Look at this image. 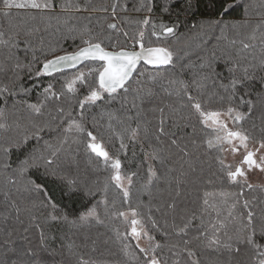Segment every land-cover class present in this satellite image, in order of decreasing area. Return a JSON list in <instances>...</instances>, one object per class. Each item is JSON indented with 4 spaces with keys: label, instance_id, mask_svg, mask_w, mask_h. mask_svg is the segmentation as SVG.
<instances>
[{
    "label": "trees",
    "instance_id": "16d2710c",
    "mask_svg": "<svg viewBox=\"0 0 264 264\" xmlns=\"http://www.w3.org/2000/svg\"><path fill=\"white\" fill-rule=\"evenodd\" d=\"M53 2L56 9L52 13L34 9H12L7 16L0 13V40L9 41L0 43V89H9V94L0 97V109H3L0 123L6 125L0 128V261L6 259L5 252L7 258L16 259L18 252L32 249L36 253V264H148L151 255L160 259L161 264H175L176 261L189 264L182 250L184 241L191 240L201 264H223L227 253L218 255L193 238L200 228L209 229L211 234L210 224L219 228L220 222L227 225L223 231L234 234L239 223L228 216L231 205L240 201L234 213L238 215L243 212V200H248L259 213L264 209V188L254 185L249 188V183L243 180L234 183L226 179L228 165L224 161L223 146L209 148L207 144L214 137V130L203 125L190 108L181 107V100L175 95L180 86H169L168 81L187 82L189 91L197 95L206 108L224 111L229 106L227 97L230 95L225 86L233 75L243 77L247 70L251 78L238 92L243 95L247 91L254 107L249 113L248 107L240 105L238 98L232 106L246 113L238 126L249 134L253 143L260 145L264 141V99L260 98L264 97V84L261 83L264 78V0ZM226 4L234 6L225 12ZM62 5L66 10L61 11ZM146 5L152 10L148 11ZM145 19L149 20L147 25L143 24ZM216 21L220 23H211ZM113 23L117 28H108ZM160 25L174 26L175 34L165 35ZM141 31L146 48L164 47L173 53L171 65L155 68L142 63L130 82L132 87H137L135 81H141L145 89L152 88L156 92L157 104L162 101L178 109L171 116L166 109L165 118L169 131L176 132L178 142L189 155L183 156L173 148L170 153H162L168 156L165 165L146 155L169 147L167 138H163L164 144H159L152 137L159 113L146 115L151 122L147 125L148 138L141 130L139 137L131 140L125 129L136 127L139 121L126 119L134 115L135 110L128 111L126 104L122 107V95L110 99L104 93L103 100L85 104L84 109L79 107V102L90 90L98 87L97 69L102 70L103 62L87 60L77 68L36 75L46 60L85 47L83 40L100 42L107 51L140 50L138 33ZM245 44L249 47L245 48ZM209 65L214 71H210ZM80 73L85 75L84 82L77 81L75 93H69L68 83ZM150 75L163 79L153 84ZM161 84L173 94L169 96ZM49 85L53 92L64 95L60 99L49 96L45 100L44 90ZM29 104L43 105L41 112L35 113ZM59 108H63L64 113H60ZM74 123L91 131L112 160L121 161L122 176L136 174L132 177L129 197H123L122 190L112 180L115 173L112 161L105 163L102 157L91 152L85 133L74 127L66 131ZM36 126H46L39 133L40 139L31 137ZM25 135L29 136L26 145L12 147L7 155L4 153L5 147ZM121 137L126 145L124 149H121ZM30 153L38 158L37 166L30 168L23 177L18 176L15 169ZM42 157L55 162L52 169L45 166ZM5 162L11 167L5 168ZM149 166L160 179H154L145 188ZM53 169L57 177L51 175ZM182 172L187 175L181 194L177 196L176 180ZM9 178L17 183L9 184ZM72 180L76 181L75 191L69 196L66 195L67 182ZM28 181L41 185L43 190L33 189ZM126 182L127 179L123 183L128 187ZM240 192L243 196L237 195ZM205 193L210 194L207 212L203 203ZM13 200L21 209L18 218L11 203ZM173 202L174 209L169 207ZM49 203L56 205L55 211ZM93 206L98 219L80 221L79 216ZM133 209L138 213L135 219L152 237L147 248L149 256L140 252L141 247L132 235L133 217L120 215L132 214ZM193 213L196 217L193 226L187 235L180 234L179 229ZM51 215H66L68 219L52 220ZM37 223L39 228L35 226ZM223 231L218 233L222 239L225 238ZM6 232L11 235L6 237ZM6 238L10 241L8 245L3 243ZM156 244L161 247L156 248ZM253 256L250 249L242 246L240 255L234 259L237 264H252Z\"/></svg>",
    "mask_w": 264,
    "mask_h": 264
},
{
    "label": "snow or ice",
    "instance_id": "6c2138e0",
    "mask_svg": "<svg viewBox=\"0 0 264 264\" xmlns=\"http://www.w3.org/2000/svg\"><path fill=\"white\" fill-rule=\"evenodd\" d=\"M234 5L226 4L224 7V11L227 12ZM148 11H151V6L146 5ZM12 9H34L40 12H55L56 5L53 0H0V13L5 16L11 15ZM66 10L65 7L61 6V11ZM115 11V8H113ZM149 23L148 19L143 21V24L147 25ZM211 23H220L219 21L211 22ZM210 23V26H211ZM156 26L153 25V28ZM163 33L166 35H174L175 27L174 26H165L160 25ZM108 28L116 29V24H109ZM2 35V34H0ZM127 35V33H125ZM153 35H156L153 32ZM139 37V51H107L105 48L101 46L100 42L93 43L92 40H83L82 42L86 45L85 47L79 48L78 50L66 53L64 55L54 56V58L46 60L42 69L37 71L36 75H52L57 71H60L63 67H75L76 65L83 63L87 60H96L103 62L102 70L97 69L98 72V87L90 90L89 94L85 97L84 100L79 102V107L84 109L85 104H95V102L104 99V93H107L110 99H114L117 95H122V107L124 105H129L128 111L135 110L134 115L127 116L126 119L137 120L136 127H128L125 129L126 132H129V139L136 140L141 130H143L145 138L149 137V129L147 125L151 123L146 119V115L149 112L159 113L157 126L155 132L152 133V137L159 143L164 144V139L167 138L169 147L167 149L161 148L158 150H154L150 155L152 159L159 160L161 165H165L168 156L163 155L164 152H171V149H176L179 153L183 154V156L189 155L188 152L185 151L184 147H181V144L178 142V137L176 132H170L168 129V125L165 118L166 109L169 110V115H173L178 112V109L174 108L171 104H164L162 101L160 103H156L155 101L158 99L156 92L152 88L145 89L141 81L136 80L135 83L137 87H132L133 73L136 71L138 65L141 61H144L145 64L151 65L155 68H159L160 66L171 65L173 63V53L164 47H145L144 45V32L141 31L138 33ZM0 43H9V41L0 40ZM13 47L16 46L15 43L12 44ZM245 48L249 47V45L245 44ZM19 67V65H17ZM210 71H214L209 65ZM231 72L232 70L229 69ZM144 73H141L143 75ZM251 77L245 70V75L243 77L237 78L233 75L230 79L229 84L225 86V91L230 92V95L227 97L229 106L224 110H211L204 106L202 100L197 96L193 95L189 91V85L187 82L179 79L169 80L168 85H176L179 84V89L175 91V95L181 100V107H188L192 110L194 114L197 115L198 120L205 125L206 127L215 128L217 132H223L224 135H217L216 141L223 144L227 143L229 145H233V141H239L238 146H233L232 151L236 152L239 148H244L246 154L242 163L247 165L249 170L252 167L260 168L264 170V162L258 163L255 158V152L247 151L248 142L250 140V136L247 132L241 130L238 126L236 130L228 129L226 123L221 120L222 115H228L232 117V119L239 125V122L243 121L246 118V113L238 110V107H233L232 102L239 99L240 105H246L248 107V112L250 113L251 108L254 107L253 101L248 98L249 94L247 91L244 92L243 95H240L238 92L239 88H244L246 81ZM149 79L153 84L157 82L158 79H163V77H157L156 75H150ZM207 79V77H204ZM85 80L84 73H80L71 83L67 85V91L69 93H75L76 89L74 84L77 81L83 83ZM261 83L264 84V78L261 79ZM161 88L171 96L173 94L172 91H169L168 88H165L163 84L160 85ZM45 100L51 96L54 99H60L64 95L61 92L59 95L56 92L52 91L51 85L45 88ZM9 94L8 88L0 89V97ZM131 97V99H129ZM264 99V97H260ZM223 99V98H221ZM186 102V103H185ZM29 108L33 109V111L37 114L41 112V106H37L34 104H29ZM58 111L60 113H64L63 108H59ZM83 114V113H81ZM70 115V113H69ZM0 117H3V109H0ZM143 124V129H142ZM6 127L5 124L0 123V128ZM46 126H36L35 131L31 133V137L35 139H40L39 133L44 131ZM73 127L76 131L85 133V135L89 138V142L87 143V147L91 150V152L95 153L98 157H102L104 162L107 163L110 160L112 161L111 167L115 170L114 175L112 176V180L115 181V185L117 188L122 190L123 197L127 198L130 195L129 188L132 185V177L136 175L132 173L130 175L122 176L121 169V161L119 159H114L109 156V153L103 148V145L97 141V137L91 132L86 131L83 125L74 123L69 126L66 131H72ZM178 127V125H177ZM29 136L25 135L20 141L9 144L8 147L3 149L4 153L7 155L12 147L19 148L28 143ZM208 147H213V140L209 139L207 141ZM126 145L123 142V137H121V149H124ZM260 147L264 148V141L260 142ZM55 155V152L52 153ZM44 160V164L47 168L52 169L54 165V161L49 159L48 157H42ZM37 157L34 153H30L23 160H21L15 169L18 176L23 177L27 171L37 166ZM223 166V160L220 161ZM5 168H10L11 165L5 162ZM226 179L238 183L240 178H243L246 183L247 177L245 171L242 167H238L235 170H232L231 167L225 168ZM51 175L57 177V172L53 169L51 171ZM187 175L186 172H182L180 174V178L176 180V195L179 196L181 194V188L185 183L184 177ZM62 178V177H61ZM127 179L128 187H125L123 181ZM159 180L160 176L157 175V172L149 166L147 180L144 185L145 188H148L153 180ZM8 183L11 185H15L17 183L16 180L9 178ZM28 184L32 186L33 189L42 191V186L35 184L33 181H28ZM68 192L66 195H71L75 191L76 181H68ZM247 187L251 188V184H247ZM27 187L25 191H27ZM19 191V189H18ZM210 194L205 193V199L203 201L205 205L204 211L207 212V208L209 206V201L207 197ZM238 196H243V192L237 194ZM5 196H8V193H5ZM13 207L16 209L17 218L19 216V212L21 209L17 205L16 201H11ZM106 203V202H105ZM240 201L237 200L235 203L231 205V208L228 212V216L231 218L233 222H238L239 226L235 229L234 234L229 235L227 231H223L227 228V225L223 222H220L219 228L215 224H210L211 234L209 229L200 228L198 229V235H196L193 240L196 242L204 244L205 248L211 249L216 252L218 255H224V253L228 254V258L223 262V264H237L234 259L236 256H239L241 253V247L243 246L245 249H250L254 256L252 258V264H264V209H261L259 213L251 206L248 200H243L242 208L243 212L240 214H234L237 204ZM51 207L53 211L56 210V205L49 203L48 205ZM35 207V205H33ZM171 208H175L176 205L173 202L169 205ZM213 210L215 211V207L213 206ZM219 214V213H217ZM121 216L127 218V213H120ZM138 215L135 209L132 210L133 219L131 220V232L135 237H140L143 232V225L140 224V221L135 219ZM97 218L98 214L96 212L95 206L90 208L87 212L83 213L79 216V220L83 222H87L90 218ZM195 213L192 214L185 222L183 227L179 229L180 234L187 235L188 230L193 226V221L195 220ZM52 220L56 219H64L67 220L68 217L66 215L62 217H57L55 215H51ZM203 217H201V220ZM71 223L75 224L76 221H71ZM137 225H140V230H138ZM37 228L40 225L37 223L35 225ZM25 231H28L25 228ZM220 231H223L224 239L218 234ZM143 234H147L146 232ZM10 232H6L5 236H10ZM152 239V237H149ZM41 241H44L43 231H41ZM3 243L8 245L10 241L6 238ZM184 249L182 250L184 254H186L189 264H201L200 259L197 257V252L193 250L191 247L192 241L185 240L184 241ZM156 248L161 247V245L156 244ZM11 251H15V249H10ZM155 249H153V252ZM140 252L145 256H149V251L147 249L141 248ZM179 255V253H178ZM6 259L4 261H0V264H36V253L32 249H27L22 252L17 253L16 259L7 258V252H5ZM86 264V262H83ZM148 264H161L160 259L156 258L155 255H151L148 260ZM175 264H179V261H176Z\"/></svg>",
    "mask_w": 264,
    "mask_h": 264
},
{
    "label": "rangeland",
    "instance_id": "374dc122",
    "mask_svg": "<svg viewBox=\"0 0 264 264\" xmlns=\"http://www.w3.org/2000/svg\"><path fill=\"white\" fill-rule=\"evenodd\" d=\"M221 120L224 123H226L228 129L236 130V128L238 127L237 123L232 119V117H229L226 114L221 116ZM211 129L214 130V134H213L214 137H212L211 139L213 140V146H218V145L223 146L224 152H225L224 161L228 165V167L230 166L232 170H235L238 167H242L247 177V181H246L247 183L254 185V186H260L264 188V170H261L260 168H256V167H252L249 170L248 166L242 163L244 156L246 154V151L244 148H239V150L236 152L232 151V147L238 146L239 141H233V145H229L227 143L221 144L216 141V136L217 135L222 136L224 135V133L222 131L217 132L215 128H211ZM247 151L255 152V158L258 163L264 162V148H261L260 145H256L251 140H249ZM239 180H243V178H240ZM127 217L130 218L133 216L132 214H127ZM137 227H138V230H140V225H137ZM145 232L147 233V231L143 228L142 235L140 237L134 236V239L141 248L147 249L151 244V240L149 239L148 233L146 235L143 234Z\"/></svg>",
    "mask_w": 264,
    "mask_h": 264
},
{
    "label": "water",
    "instance_id": "95a60500",
    "mask_svg": "<svg viewBox=\"0 0 264 264\" xmlns=\"http://www.w3.org/2000/svg\"><path fill=\"white\" fill-rule=\"evenodd\" d=\"M166 35V34H165ZM137 51H139V50H137ZM85 62V61H84ZM142 63H145L144 61H141L140 62V64L138 65V67H137V69H136V71L133 73V77H134V75L137 73V71H138V69L140 68V66H141V64ZM82 63H80V64H78V65H76L75 67H63L60 71H62V70H67V69H72V68H77L79 65H81ZM149 66H151V65H149ZM160 67H162V66H160ZM58 72V71H57Z\"/></svg>",
    "mask_w": 264,
    "mask_h": 264
}]
</instances>
